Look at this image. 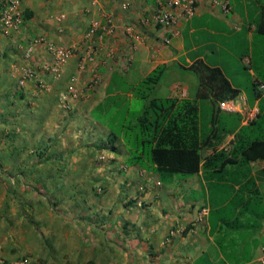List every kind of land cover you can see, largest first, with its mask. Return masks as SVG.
<instances>
[{"label":"crops","instance_id":"1","mask_svg":"<svg viewBox=\"0 0 264 264\" xmlns=\"http://www.w3.org/2000/svg\"><path fill=\"white\" fill-rule=\"evenodd\" d=\"M165 2L23 0L21 27L6 32L0 26V106L4 117L10 115L0 121V174L9 175L8 181L0 179V264H258L264 245V160L248 164L257 177L260 201L253 204V214L240 218L243 228L231 230L219 218L234 221L241 215L243 207L234 203L240 185L221 182L213 189L203 169L164 182L158 172L127 163L123 133L114 138L117 150L97 148L113 138L111 127L143 110L142 96L177 98L176 111L190 105L195 111L187 128L200 133V111L213 104L197 98L199 77L189 67L199 60L219 67L240 89L235 98L240 119L231 121L238 129L264 109V88L255 87V98L242 92L225 70L221 53L239 36L243 46L235 69L245 66L255 85L264 84V33L259 30L264 0H194L188 17L183 7L166 6L174 18L161 24L156 15ZM94 21L100 22L104 38L95 41L94 61L80 74L79 56L92 46L87 33ZM41 35L76 47V53L62 77L41 70L42 81L20 86L18 67L27 62L40 67L49 59L44 45L32 60L25 58L30 40ZM159 66L165 70L152 90L142 80ZM74 74L81 75L82 87L93 74L99 78L67 112L58 97ZM97 109L101 112L95 117ZM28 113L35 137L28 136ZM184 117L179 125L188 121ZM62 124H82L87 134L77 135L73 127L64 131ZM180 137L188 141L184 133ZM234 137L228 134L218 149L228 150ZM33 141L46 148L29 153ZM201 153L209 155L212 148ZM34 168L40 186L36 193L37 185H23L22 176ZM63 171L68 178H61ZM17 176L22 179L13 183ZM212 196L220 202L211 211Z\"/></svg>","mask_w":264,"mask_h":264},{"label":"trees","instance_id":"2","mask_svg":"<svg viewBox=\"0 0 264 264\" xmlns=\"http://www.w3.org/2000/svg\"><path fill=\"white\" fill-rule=\"evenodd\" d=\"M259 30L264 33V15ZM189 69L199 77L197 98L209 100L213 104L210 110L202 108L200 111V133L194 128H187L195 111L190 105L176 111L177 98L142 96L146 99L143 110L138 114L133 111L128 120L121 119L117 128L115 125L111 127V148L118 149L114 138L123 133L129 152L127 163L139 164L147 170L158 172L164 182H171L175 175L192 176L203 169L208 185H215L211 187L213 189L216 185H223L221 182H225L224 185H240L234 203L243 207L241 215L234 221L225 215L219 218L227 229H240L244 226L240 218L243 214H253V204L258 203L262 195L257 187V177L251 173L248 164L254 160H264V109L256 119L238 129L237 124L224 120L218 112L223 111L219 106L220 101L237 98L240 89L232 84L219 67H212L202 60L194 62ZM164 70V66L157 67L142 80V84L153 90ZM137 93L142 94L140 88ZM204 114L209 117L206 122ZM181 116L184 119L188 117V121L179 125ZM237 119L238 122L240 118ZM182 133L188 137V141L181 140ZM232 133L235 137L231 147L228 150L218 149L227 135ZM206 147L212 148V153L203 156L201 150ZM234 165L237 166L236 170H231L229 167ZM246 192L249 193L248 198L245 197ZM219 202L214 200L210 210Z\"/></svg>","mask_w":264,"mask_h":264},{"label":"built area","instance_id":"3","mask_svg":"<svg viewBox=\"0 0 264 264\" xmlns=\"http://www.w3.org/2000/svg\"><path fill=\"white\" fill-rule=\"evenodd\" d=\"M23 0H5L3 8L0 9V26L7 31L18 30L23 23V12L20 9V5ZM194 0H166L165 3L160 4V9L157 12L156 20L161 24H169L173 20V13L167 10L168 7H183V15L190 16L193 13ZM88 38L91 41V47H89L82 55L79 56L78 71L81 72L87 69L90 63L94 61V53H96L97 45L95 41L97 39L102 40L104 38V32L101 29L99 21H94L87 33ZM49 53V59L45 60L42 66L38 67L34 64H23L17 68L18 71V83L20 86L26 85L29 80L41 79V70L45 73H50L55 78L62 77L65 67L70 58L76 53V47H67L56 44L53 40H50L46 36H37L30 40L25 51L26 60H32L35 51L38 47L43 46ZM80 74H74L66 87L60 92L59 102L62 109L67 112L72 111L76 104L86 97L90 90L98 83V76L93 74L88 78L85 85L82 87L79 85ZM263 89L264 84H260ZM220 108L227 112L240 111L238 103L235 99H228L220 101ZM98 192L103 191V187H98ZM258 264H264V245L262 247V253L258 258Z\"/></svg>","mask_w":264,"mask_h":264},{"label":"rangeland","instance_id":"4","mask_svg":"<svg viewBox=\"0 0 264 264\" xmlns=\"http://www.w3.org/2000/svg\"><path fill=\"white\" fill-rule=\"evenodd\" d=\"M242 34H244V33H242ZM241 40V38L239 37V36H237L236 38L233 36V38L232 39H230V43H229V45H228V50L227 49H225V48H222V50H221V53H222V58H223V60H224V63H225V70L226 71H228L232 76H233V80H234V82L237 84V85H241L242 86V92H246V93H248L249 94V96L251 97V98H255V94H254V92H255V87L256 88H258V89H260L261 87H260V84L258 83L257 85H255V83H254V77L252 76V75H250V73L248 72V70L249 69H247L245 66H243V68H242V66H241V68H240V70H237V69H235V67H237L238 66V63H237V57H238V55L240 54V51L242 50V46H243V43L242 42H239ZM246 48H247V44H246ZM235 64V65H234ZM262 89V88H261ZM263 91V93H264V89L262 90ZM60 95V94H59ZM59 98V97H58ZM3 109V108H2ZM12 111V110H11ZM16 112V111H15ZM101 112V110L100 109H97V110H95L94 111V115H95V117H98V114ZM5 113H8V112H5ZM12 113H13V111H12ZM9 114H11V113H9ZM4 112H3V110H1V106H0V121H2L3 119H5V118H9L10 117V115H7V116H5L4 117ZM17 115L19 116V115H23V112L22 113H20L19 111H17ZM27 115V114H26ZM69 115H71V114H69ZM9 116V117H8ZM12 117L14 116V114H12L11 115ZM31 113H28V115H27V119L28 120H30V124H29V126L27 127V130H28V136H31V137H35V132H34V129H35V125H34V122L32 121V120H34V119H32L31 117ZM72 116V115H71ZM227 117V118H226ZM19 118V117H18ZM222 118L224 119V120H226L227 119V121L229 122V121H236L237 120V114H235V112H227V111H223L222 112ZM19 119H23V118H19ZM203 119H204V122H206V121H208L209 120V117L206 115V114H204V117H203ZM82 121V120H81ZM84 121V120H83ZM227 122V123H228ZM25 123V122H24ZM32 123H33V125H32ZM83 123V125H86L84 122H82ZM83 125L82 124H80V125H77L76 126V124H74V126H72L71 124H62L61 125V128L64 130V131H67L68 130V128L71 130V128L73 127L74 129H75V133L77 134V135H80V133H84V135L85 134H87L85 131H84V127H83ZM24 126H25V124H24ZM116 127V126H115ZM50 128V127H49ZM117 128V127H116ZM90 129V128H89ZM14 130L16 131V128H14ZM51 137V136H50ZM30 142V141H29ZM100 144V146L98 145V149H103V148H106V149H108V150H110V149H112L111 148V146H112V144L109 142V143H107V144H105L104 146L102 145L103 143H99ZM36 142L35 141H33V145H32V143H29L28 145H27V149L29 150V153H33V154H36V153H38V152H40L41 151V148H46L44 145H40V144H37L36 146ZM32 149V150H31ZM45 170H49V172H53L54 171V169H52V168H47V169H45ZM36 170H35V168L34 169H32V171L29 173H26V174H22V176H24L23 177V185H33L34 187H35V185H37V187H36V191L35 190H33V191H35V193L36 192H38V189H40V186H39V184H36L35 183V179H34V172H35ZM43 174H44V171L42 172V178L41 179H43L44 178V176H43ZM0 179H1V183H2V181L4 182V180L5 181H8L7 180V177L9 176V175H6V179L4 178V176L5 175H1L0 174ZM68 176H69V174L68 173H64V171H63V173H61V178L62 179H66V178H68ZM22 179V177H18L17 176V179H14L15 181H12L13 183H19V180H21ZM59 181L61 182V180H60V178H59ZM96 182V185H98L99 183L98 182H100V180H96L95 181ZM9 183H11V182H9ZM168 183V182H167ZM47 184V181H46V183H45V181H43L42 182V185H46ZM17 185H20V184H17ZM94 185H95V183H94ZM47 191V190H46ZM41 192H43V190H41ZM56 208V207H55Z\"/></svg>","mask_w":264,"mask_h":264}]
</instances>
